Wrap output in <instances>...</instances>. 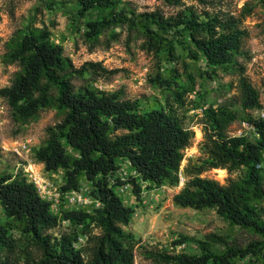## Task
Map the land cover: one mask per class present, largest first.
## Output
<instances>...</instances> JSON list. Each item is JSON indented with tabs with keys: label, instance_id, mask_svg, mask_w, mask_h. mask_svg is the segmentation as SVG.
I'll return each mask as SVG.
<instances>
[{
	"label": "trees",
	"instance_id": "obj_1",
	"mask_svg": "<svg viewBox=\"0 0 264 264\" xmlns=\"http://www.w3.org/2000/svg\"><path fill=\"white\" fill-rule=\"evenodd\" d=\"M70 1L72 23L78 28L83 20L82 34L93 45L102 33L116 38L114 28L124 25L141 39V49L155 60L151 81L160 96L143 109L140 100L124 97L120 89L76 85V79L109 78L119 70L92 60L75 66L46 26H28L7 42L2 62L16 61L20 69L9 85L0 87V97L22 123L43 108L62 112L60 121L46 128L34 159L47 172L62 171L61 196L87 182L93 204L54 213L22 169L0 174L5 214L0 221V264H135L137 255L148 264H234L244 257L264 258V206L259 205L264 199V118L246 115L244 121L254 127L252 136L231 135L236 110L205 107L190 97L195 74L189 68L202 60L200 78L214 79L220 71L235 75L241 109L263 108L260 91L246 73L250 54L244 20L254 4L246 1L232 8L228 0H159L172 10L157 6L137 12L123 0ZM259 2L264 5V0ZM199 108V154L181 166L194 138L184 119ZM120 160L136 171L127 182L137 199L143 183L149 188L178 186L183 179L174 204L214 209L257 238L238 245L208 232L202 238L181 235L169 245L141 241L126 230L134 209L115 189L124 182L116 178L111 183ZM218 168L241 173L226 183L202 175ZM186 242L195 243L197 252L176 250Z\"/></svg>",
	"mask_w": 264,
	"mask_h": 264
},
{
	"label": "rangeland",
	"instance_id": "obj_2",
	"mask_svg": "<svg viewBox=\"0 0 264 264\" xmlns=\"http://www.w3.org/2000/svg\"><path fill=\"white\" fill-rule=\"evenodd\" d=\"M137 12L148 11L157 6L164 11H171L159 0H123ZM232 8H239L244 2L254 4L252 14L244 20V25L249 31L246 48L249 50L250 59L246 60V73L252 83L260 91V100L264 108V5L259 0H228ZM70 0H0V87L9 85L15 72L20 69L18 62H2V55L7 51V42L16 34L21 33L28 26L49 28L53 41L63 45L65 55L69 56L75 66L84 61H100L103 66L119 71L111 77L90 76L84 79H76L74 83H91L92 86L105 90L120 89L123 96L140 100L143 109L147 108V102L154 97H159V90L153 85L152 76L157 68L154 58L141 49V39L136 38L124 25L115 27L116 38L109 37L107 33L99 35L96 44L87 41L83 36L82 23L79 19L77 28L71 21L72 10ZM93 18V17H92ZM80 28V29H79ZM167 65H162L161 71L165 72ZM203 69L202 60L196 65H190V71L195 74V90L190 94L203 106H230L237 112V118L229 127L231 135L247 133L252 136V129L243 127L242 122L246 115L256 118L257 109L242 110L239 105L240 91L235 75L219 72L214 79L200 78L198 69ZM201 108L191 109L185 122L194 131L191 146L185 149V158L181 166H184L190 158L194 160L198 156V143L202 140L199 118ZM62 118V112L53 107L41 109L34 119L22 123L17 121L11 113V108L0 97V174H15L26 162L32 165L33 170L40 173L52 184L56 192L44 197L51 202L54 213L60 209H73L90 207L93 204L89 196L90 186L82 181L78 190H72L79 201L71 202L61 196L59 186L62 183V171L47 172L43 164L34 159L33 151L43 143L46 138V128L55 124ZM23 144L26 150H14ZM116 174L111 178L114 183L116 178L121 179L123 171L126 177L131 170L126 160H120ZM23 171V170H22ZM240 171L229 174L225 169H211L204 172L208 176L226 183L228 178H237ZM264 175V171H263ZM127 177V178H128ZM113 181V182H112ZM183 179L178 186L163 185L149 188L145 183L141 184L140 198L137 199L130 185L121 190L115 189L124 203L134 209L131 221L126 230L131 231L143 242H159L164 245L181 235H189L194 238H202L205 233L215 232L223 235L230 243L244 245L257 238L253 233L236 225H231L220 217L214 209L196 210L180 207L173 202V196L181 189ZM49 192V191H47ZM97 204V203H96ZM264 206V199L260 201ZM5 219L4 210L0 205V221ZM222 248V246H218ZM177 251L189 253L197 252L195 243L186 242L176 248ZM135 264H148V261L135 257ZM234 264H264V258L244 257L237 259Z\"/></svg>",
	"mask_w": 264,
	"mask_h": 264
},
{
	"label": "built area",
	"instance_id": "obj_3",
	"mask_svg": "<svg viewBox=\"0 0 264 264\" xmlns=\"http://www.w3.org/2000/svg\"><path fill=\"white\" fill-rule=\"evenodd\" d=\"M256 118H264V108H261V109H257V116ZM242 125L244 128L246 129H252L254 131V127L253 125H251L248 121H243L242 122ZM247 135V133H242L240 135ZM257 135V134H256ZM28 149L27 148V145L26 144H23L22 146L17 147L14 152L16 151L17 153L19 151H24ZM127 161V160H126ZM127 164L128 166H130V163L127 161ZM22 170H23V173L26 175L27 179L32 182L39 194L41 197H46V196H51V192L53 191L56 192L55 188H51L52 184L50 182H48L43 176L40 175L39 172H37L36 170L34 171L33 168H32V165L28 162H26L25 164L22 165ZM121 174V181H123L124 183L119 185L120 186V189L123 190V189H126L128 186H129V183L127 182V177L125 176L126 175V172L123 171L122 173L120 172ZM136 174V171L135 170H131V172L128 174V175H135ZM113 182V181H112ZM49 191V192H47ZM55 194V193H54ZM66 198L69 199V201L71 202H74V201H79L80 199L75 197V194L73 192H68L66 194H64Z\"/></svg>",
	"mask_w": 264,
	"mask_h": 264
},
{
	"label": "bare ground",
	"instance_id": "obj_4",
	"mask_svg": "<svg viewBox=\"0 0 264 264\" xmlns=\"http://www.w3.org/2000/svg\"><path fill=\"white\" fill-rule=\"evenodd\" d=\"M221 170V169H220Z\"/></svg>",
	"mask_w": 264,
	"mask_h": 264
}]
</instances>
